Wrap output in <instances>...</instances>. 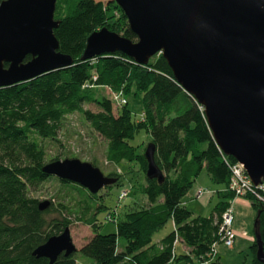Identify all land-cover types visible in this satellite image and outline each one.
Masks as SVG:
<instances>
[{"label": "trees", "instance_id": "16d2710c", "mask_svg": "<svg viewBox=\"0 0 264 264\" xmlns=\"http://www.w3.org/2000/svg\"><path fill=\"white\" fill-rule=\"evenodd\" d=\"M53 20L58 22L53 30L57 52L70 57L72 64L0 88V264H194L193 259L214 252V246L222 242V215L235 199L228 190L229 167L235 162L215 145L201 107L176 84L160 55L145 65L118 52L80 60L90 34L102 28L108 30L114 23L123 22L120 36L135 42L126 18L112 0H56ZM28 60L26 57L24 62ZM100 88L119 96L142 97V121L130 122L126 104L121 112L113 114L109 100L97 98L92 91ZM84 105H92L96 111L84 109ZM73 114L80 115L105 141L108 165H137L144 178L139 193L145 206L120 215L115 210L108 212L103 221L113 223L115 233L99 235L102 223L96 217L104 208L103 202L80 187L87 198H79L83 210L77 221L93 232L78 251L61 254L49 263L32 253L68 229L70 220L65 214L71 212L63 204L50 201L40 211L41 202L31 194L51 178L42 172L43 166L54 162H45L42 143L56 141L63 120ZM140 128L147 132L148 143L154 147L153 162L162 176L160 182L145 178L143 152L138 153L128 143ZM202 171L212 184L223 187L208 217L192 216L182 205ZM108 177L115 178V184L120 181L118 175ZM56 180L66 193L78 196V185ZM261 187L258 194L264 199V183ZM243 200L254 212L253 222L258 213L254 230L264 255V205L252 196ZM167 222L171 223V231L153 240ZM120 239L123 243L117 246ZM176 243L188 253L176 254ZM250 251V264H264L254 258V237Z\"/></svg>", "mask_w": 264, "mask_h": 264}, {"label": "water", "instance_id": "95a60500", "mask_svg": "<svg viewBox=\"0 0 264 264\" xmlns=\"http://www.w3.org/2000/svg\"><path fill=\"white\" fill-rule=\"evenodd\" d=\"M56 0L0 3V88L66 68L53 30ZM135 42L102 28L87 38L80 60L120 53L138 65L160 55L180 88L201 107L217 148L241 166L253 187L264 183V0H112ZM28 57L29 60L24 62ZM4 65L6 67H4ZM154 147L143 150L146 179L161 181ZM42 172L96 194L116 183L89 163L54 161ZM48 202L39 203L40 211ZM258 213L256 214L257 218ZM255 260L264 263L254 228ZM69 231L49 238L32 255L52 263L75 253Z\"/></svg>", "mask_w": 264, "mask_h": 264}, {"label": "rangeland", "instance_id": "374dc122", "mask_svg": "<svg viewBox=\"0 0 264 264\" xmlns=\"http://www.w3.org/2000/svg\"><path fill=\"white\" fill-rule=\"evenodd\" d=\"M113 12V10H111ZM110 11V12H111ZM115 15V13H114ZM117 15V14H116ZM123 22L114 23L108 28L109 32L120 36L121 26ZM107 29V28H106ZM156 57L152 58L155 60ZM97 98L109 100L112 105L113 114L122 111V106L115 104V98L118 96L112 94L108 89L100 88L93 89ZM126 101L125 109L129 113L130 122L138 124L142 121V97H134L132 94L121 96ZM84 109L95 112L96 108L92 105H84ZM149 136L144 129H137L133 133L132 139L128 142L133 148H136L138 153L143 152L148 144ZM46 154L45 162L62 161V160H78L82 163L94 165L100 172L108 177L109 175H118V184L102 188L96 193V198L102 200L101 208L96 219L102 223L98 230L99 235H107L115 233V225L103 221L105 215L110 211H116L120 215L122 211H131L145 206V199L139 193V186L144 183L143 176L139 173L137 165L134 163L121 162L116 166L108 165L105 161L106 143L98 137L83 121L80 115L73 114L67 116L62 124L61 131L58 134L56 141H45L42 143ZM51 177V176H50ZM113 178V177H111ZM198 183V185H197ZM69 188V187H67ZM218 190L223 187H217ZM204 192L196 196L198 190ZM215 186H212L205 172H201L197 181L188 190L182 201L185 203L188 211L193 216L208 217L216 203V195L212 194ZM120 192H125L126 196L118 200ZM38 202L50 201L52 204H63L70 214V225L68 227L71 242L76 251L85 244L92 234V230L81 222L77 221V217L82 212L80 196L87 198L85 191L79 187L78 196L71 192L66 193L56 178L51 177L43 183L39 189L31 194ZM211 197V198H210ZM96 199V200H97ZM243 199V198H236ZM162 199L159 198V201ZM98 203V201L96 202ZM78 204V207L76 205ZM232 224L231 230L235 233V239L231 247H226L222 242L214 246V252L211 251L203 258L193 259L194 264H211L216 261L217 264H250L251 251L250 246L253 242V219L254 212L244 203L235 202L231 204ZM64 216V217H65ZM171 231V223L167 222L164 227L153 236V240L157 241L163 238ZM123 241L120 239L117 246ZM75 251V252H76ZM182 248L179 243L175 245V253H181ZM188 253L187 249L183 250ZM216 256V257H215ZM178 264H183L179 262Z\"/></svg>", "mask_w": 264, "mask_h": 264}, {"label": "built area", "instance_id": "2783aa9c", "mask_svg": "<svg viewBox=\"0 0 264 264\" xmlns=\"http://www.w3.org/2000/svg\"><path fill=\"white\" fill-rule=\"evenodd\" d=\"M115 98V104L118 106L125 105L126 101L121 96L117 95ZM230 177L228 181V190L233 193L235 199L243 198L245 196H252L256 201L264 205V199L258 194L259 191H262V187L257 186L253 187L248 181L246 175L244 174L241 166L234 163L229 167ZM203 190H198L196 196L202 194ZM126 196L125 192H120L118 198L122 199ZM232 224V215L231 209L229 208L222 215V226L220 229L222 243L226 247H231L233 240L235 239V233L231 230Z\"/></svg>", "mask_w": 264, "mask_h": 264}, {"label": "crops", "instance_id": "0c3cea01", "mask_svg": "<svg viewBox=\"0 0 264 264\" xmlns=\"http://www.w3.org/2000/svg\"><path fill=\"white\" fill-rule=\"evenodd\" d=\"M208 177V176H207ZM209 179V178H208ZM197 181V178H196V180H195V182ZM209 182L211 183V181L209 180ZM197 185H198V183H197ZM211 185L212 186H215L214 184H212L211 183ZM217 187H219V186H215V190H214V192L212 193V194H214V195H216V202H217V200H218V194L220 193V192H222V190L223 189H221V190H218V188ZM211 198V197H210ZM241 202V203H244L245 205H247L249 208H250V206H249V204H248V202L247 201H245V200H243V199H234L232 202H231V204L232 203H235V202ZM231 204H230V207H231ZM182 205L186 208V210L188 211V209H187V207H186V205H185V203L182 201ZM251 209V208H250ZM252 211V210H251ZM190 212V211H189ZM191 213V212H190ZM192 214V213H191ZM193 216V215H192ZM181 245V244H180ZM181 248H182V251L184 250V249H186V248H184L182 245H181Z\"/></svg>", "mask_w": 264, "mask_h": 264}]
</instances>
